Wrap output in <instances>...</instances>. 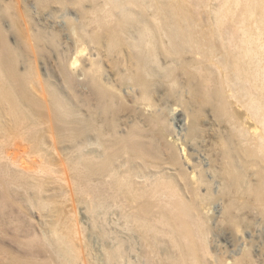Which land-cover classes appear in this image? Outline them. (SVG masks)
<instances>
[{
    "label": "bare ground",
    "instance_id": "6f19581e",
    "mask_svg": "<svg viewBox=\"0 0 264 264\" xmlns=\"http://www.w3.org/2000/svg\"><path fill=\"white\" fill-rule=\"evenodd\" d=\"M33 2L38 14L72 7L78 16L59 30L35 21L26 0L0 8L8 18L7 29L0 24V241L25 246L16 247L22 257L0 247V264H75L77 203L68 215L61 207L40 215L55 238L43 236L48 244L20 217L70 189L86 211L115 216L109 264L130 257L128 233L139 264H228L205 260L210 220L241 237L264 233V0ZM66 31L74 63L58 52ZM169 99L183 133L171 128ZM91 140L99 152L85 151ZM57 164L72 172L71 185ZM35 246L56 259L36 262ZM254 255L244 249L231 264H254Z\"/></svg>",
    "mask_w": 264,
    "mask_h": 264
},
{
    "label": "rangeland",
    "instance_id": "374dc122",
    "mask_svg": "<svg viewBox=\"0 0 264 264\" xmlns=\"http://www.w3.org/2000/svg\"><path fill=\"white\" fill-rule=\"evenodd\" d=\"M13 0H0V8L1 6H5L8 5V3H10ZM26 3L28 4V11L30 12L31 16L34 17L35 21L37 22H44L45 24L52 26L54 29H63L65 30L67 28L66 25V20L71 18V19H76L77 18V11H75V8L69 7L68 9L65 8H61L60 10L56 11V13L53 15L51 13H49L48 11H44L41 14H38V10L36 9L33 0H26ZM5 4V5H4ZM201 13H203V10L199 9ZM48 14V15H47ZM1 15V13H0ZM203 15H205L203 13ZM204 17V16H203ZM1 19L2 21H0V24L2 26V28L7 29V25H8V18H6L4 15H1ZM0 19V20H1ZM33 20V19H32ZM56 20V21H55ZM56 23V24H54ZM65 26V27H64ZM67 31H66V36L64 37V39L62 40V45L59 46L58 48V52H66L67 56L70 55V61L74 63V58H76V54H75V47L72 45V39L69 38V36H67ZM8 37V41L12 44L14 42V38L12 35H10L9 33L6 34ZM10 35V36H9ZM12 36V37H11ZM67 43V45H65ZM70 45V46H69ZM63 47V48H62ZM51 50H49L50 56H52V58H55L57 56V51L54 50L52 47H49ZM62 50V51H61ZM93 54V51H92ZM72 55V56H71ZM39 66L43 67L42 64H39ZM73 69V67H72ZM43 70V69H42ZM78 71V70H77ZM79 81L76 83L79 92L82 93H86L87 92V87L85 86V84L80 83L82 82L81 76H78ZM77 78V79H78ZM167 92V91H166ZM174 104V105H173ZM169 106V107H168ZM170 107L171 108H176L175 103H173L172 99H169V101L167 102V108L166 110L170 112ZM178 109V108H177ZM176 112H170V125L171 128L173 129L175 134H179V133H183L184 129L186 126H184L183 122H179V119H181V117H178V120H175L176 118ZM64 148V149H63ZM59 153L63 152L66 150L65 147L63 146H59L58 148ZM22 150V149H21ZM85 151H89V152H99L100 148L97 146V142L94 140H91L89 144H87ZM19 154V152H17ZM16 153V154H17ZM19 157H23L24 156H19ZM20 159V160H23ZM66 167V168H65ZM55 169L57 171H61L60 174H58V176L60 178H63L64 181H68V183H72L71 180V175L72 172H70L67 168V165L64 164L63 166L57 164L55 166ZM63 176V177H62ZM64 184V183H63ZM216 186L215 183H213V188ZM52 186H49V188H51ZM212 188V189H213ZM70 189V188H68ZM81 196L79 195L77 197L76 193L73 191H71V189L69 191H67V194L64 198L60 197L57 198L56 200H54V202L50 205L47 206V208H45V210H43L42 212H38L36 209L33 210H24V212L22 211L20 213V217L21 220H24L26 222H24V224H29L32 225L34 227V230L36 231V233L38 234L39 237L42 238V243L43 244H48V241L46 240L45 237L43 236H48L47 239H49L50 241L53 242V240H55L54 237H50V227L48 225H39V221L40 220H44L43 218H45L43 216V218L40 216L41 214L47 216L51 215V211H56L57 209H62L64 211V215H68L69 212H72L73 208L72 206H76L77 203V207H76V212H78V210H80L79 214L76 216V218L79 220L80 222V229H81V240L75 238L74 240V245L76 246V251H74L72 253V257L76 258V262L75 264H109L106 259H105V255H104V251L107 250L109 247L111 248V242H110V231L112 228H114L115 226L111 224V221L114 220L115 216L113 214H110V208H108L107 210H103V209H99L97 210L98 212H96V214H93L91 212H88L85 210V206L82 205L83 203H81V201L79 200ZM80 201V203L78 202ZM56 204V205H55ZM218 202H212L209 206V215L215 217L217 215V211L219 213L220 210V206ZM22 205V204H21ZM20 206V205H19ZM19 206H15V210L17 211ZM219 206V207H218ZM27 213V215H26ZM24 215V216H23ZM112 217V218H111ZM252 218V217H251ZM250 218V222H251V226H255V223L257 222V218ZM26 219V220H25ZM112 219V220H110ZM30 221V222H29ZM211 223L212 220L209 221V226H210V232L207 238V243L209 246V255H207L205 257V260L208 263H215L218 261V259H224L225 261H227L228 264H231V262L233 261V259L240 257V255L242 254V252L244 251V249H249L250 251H252L254 254L253 258V262L254 264H264V247H263V237L261 235H264L263 233V229L260 226L259 228H255L253 234L251 232H248L247 230L243 231V237L240 236V234H231L229 231H221L220 229H215V228H211ZM25 225L21 226V228L23 229V227H25ZM256 227V226H255ZM27 228H24L23 230H25ZM22 230V231H23ZM49 230V231H48ZM108 232V234H104V232ZM226 233H230L228 235V239L224 240L222 238L223 234ZM120 235V234H119ZM128 235H122L126 237V240H124L123 243V248H125L126 250H129L130 252V257L129 255L127 257L124 258V260H122L121 264H129L127 262V260L130 259V264H139V253H140V246L139 243L137 242V238H134L135 236L130 235L128 233ZM132 236V237H131ZM252 236V237H251ZM130 239V240H129ZM44 240V241H43ZM19 241V240H18ZM22 240H20L19 242L15 243V244H11L9 242V238H7L5 240V242H1L0 241V247H4L8 250H10L15 256H19L22 257L25 255L24 251L21 252H17L16 251V247L20 248L21 250L25 249V246L23 244H21ZM11 244V245H10ZM40 244H38L37 246H39ZM37 246H35L33 248V251H37L38 248ZM130 248V249H129ZM51 251V248H49ZM165 245L161 244L157 247V252L159 255H162L166 252L165 250ZM40 250V249H39ZM80 250V251H79ZM79 251V253H78ZM126 255V254H125ZM1 258V256H0ZM52 259H56V255L54 253L51 252H41V253H35V256L33 257V260H35L36 262L39 263H47V262H51ZM5 262L6 260L3 259ZM255 260V261H254ZM253 264V263H252Z\"/></svg>",
    "mask_w": 264,
    "mask_h": 264
}]
</instances>
